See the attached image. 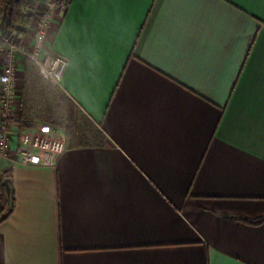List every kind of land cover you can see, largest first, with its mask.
<instances>
[{"label": "crops", "instance_id": "1", "mask_svg": "<svg viewBox=\"0 0 264 264\" xmlns=\"http://www.w3.org/2000/svg\"><path fill=\"white\" fill-rule=\"evenodd\" d=\"M46 49L100 137L23 164L9 123L0 264H264V0H70Z\"/></svg>", "mask_w": 264, "mask_h": 264}, {"label": "built area", "instance_id": "2", "mask_svg": "<svg viewBox=\"0 0 264 264\" xmlns=\"http://www.w3.org/2000/svg\"><path fill=\"white\" fill-rule=\"evenodd\" d=\"M69 1L31 0L35 14L30 42L17 40L13 35H4V28L0 26V46L5 53L4 71L0 75V156L3 158L10 157L12 135L8 119L13 117L14 79L20 56L38 65L41 75L51 83L58 86L61 83L67 60L48 52L46 40L55 9L65 10ZM69 148V139L62 130L38 125L20 133L17 160L23 164L48 165Z\"/></svg>", "mask_w": 264, "mask_h": 264}, {"label": "trees", "instance_id": "3", "mask_svg": "<svg viewBox=\"0 0 264 264\" xmlns=\"http://www.w3.org/2000/svg\"><path fill=\"white\" fill-rule=\"evenodd\" d=\"M28 0L20 2L8 0H0V26L8 32H15L18 21L21 19V7L27 3ZM8 5L6 14L4 12L5 6ZM30 61V60H29ZM29 61L26 64L25 75L36 76L45 84L44 88L37 89L34 87V82L27 76L25 91L23 93L22 100V112L19 118L14 119L10 117L8 122L15 121L20 131L25 129H32L38 122L49 123L56 125L57 127L64 129L71 143H77L79 140L91 142L92 138H98L99 135L95 128H92L90 121L85 117L80 108L70 99H68L62 90L58 86H54L47 79H45L36 67ZM41 75V76H40ZM79 115L86 121V125H89L90 129L86 126L85 132L82 125L79 122ZM70 143V147H71ZM3 178L0 177V182ZM12 209V208H11ZM11 209L4 214H0V222L4 220L10 213ZM245 221L251 224H260L264 222V217H260L254 220L245 219Z\"/></svg>", "mask_w": 264, "mask_h": 264}, {"label": "rangeland", "instance_id": "4", "mask_svg": "<svg viewBox=\"0 0 264 264\" xmlns=\"http://www.w3.org/2000/svg\"><path fill=\"white\" fill-rule=\"evenodd\" d=\"M34 3H31V0H28L27 1V3L25 4V5H23L22 7H21V19L18 21V23H17V26H16V30H15V32L17 31V30H19L20 29V27H25V28H27L30 24H31V22H32V19H33V17H34V14H35V12H34V5H33ZM0 22H1V19H0ZM33 26V25H32ZM4 28V27H3ZM15 32H12V33H10V32H8L6 29H4V35L5 34H7V35H9V36H12ZM29 60L28 59H26V58H23V59H21L18 63H17V65H16V74H15V79H14V88H13V90H14V92L13 93H15V92H17L18 90L19 91H22V96H23V93H24V91H25V85H26V79H27V73H26V78L25 79H23V83H22V85H20L19 84V80H18V72L19 71H22V72H24L25 73V71H26V64H27V62H28ZM29 63H30V61H29ZM35 67H36V69L39 71V68H38V65H36L35 63H33V62H31ZM3 71H4V69H3ZM3 73V72H2ZM39 73H40V71H39ZM41 74V73H40ZM41 76V75H40ZM29 77V76H28ZM29 79H30V82L31 81H33L34 82V87L35 88H37V89H40V88H44L45 86V84H43L42 83V81L40 80V78L38 79L36 76H33V75H30V77H29ZM49 81V80H48ZM51 83V82H50ZM51 84H53V83H51ZM53 85H55V84H53ZM55 86H58V85H55ZM13 105V104H12ZM13 114V113H12ZM79 122H80V124L82 125L81 127L83 128V130L85 131V132H88L87 134H88V136L90 135V132L89 131H87L86 129H90V127H89V125H86L87 123H86V121L79 115ZM38 125H40V126H42V127H46V126H49V127H51V128H56V129H60V130H62L64 133H65V135L68 137V135L66 134V132H65V130L64 129H61V128H59V127H57L56 125H53V124H49V123H43V122H38L36 125H35V127L34 128H36ZM46 125V126H45ZM86 126L88 127V128H86ZM33 129V128H32ZM26 130V129H25ZM20 129H19V134H20ZM20 138V137H19ZM13 140V137H12V139H11V141ZM19 146V145H18Z\"/></svg>", "mask_w": 264, "mask_h": 264}, {"label": "water", "instance_id": "5", "mask_svg": "<svg viewBox=\"0 0 264 264\" xmlns=\"http://www.w3.org/2000/svg\"><path fill=\"white\" fill-rule=\"evenodd\" d=\"M11 1L20 2V1H23V0H8V2H11ZM7 7H8V5H6L5 8H4L5 14H6ZM3 184H4L5 188H6V191H7L8 197H9V201H10V203H12L13 198H12L11 179L10 178H6L3 181Z\"/></svg>", "mask_w": 264, "mask_h": 264}, {"label": "snow or ice", "instance_id": "6", "mask_svg": "<svg viewBox=\"0 0 264 264\" xmlns=\"http://www.w3.org/2000/svg\"><path fill=\"white\" fill-rule=\"evenodd\" d=\"M45 131H47V129H45Z\"/></svg>", "mask_w": 264, "mask_h": 264}]
</instances>
